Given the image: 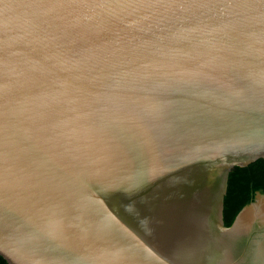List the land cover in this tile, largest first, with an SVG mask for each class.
Listing matches in <instances>:
<instances>
[{
  "label": "water",
  "instance_id": "1",
  "mask_svg": "<svg viewBox=\"0 0 264 264\" xmlns=\"http://www.w3.org/2000/svg\"><path fill=\"white\" fill-rule=\"evenodd\" d=\"M264 0H0L9 264H264Z\"/></svg>",
  "mask_w": 264,
  "mask_h": 264
},
{
  "label": "trees",
  "instance_id": "2",
  "mask_svg": "<svg viewBox=\"0 0 264 264\" xmlns=\"http://www.w3.org/2000/svg\"><path fill=\"white\" fill-rule=\"evenodd\" d=\"M264 192V158L246 167H235L228 176L227 190L223 199V223L229 226L238 211L250 203L256 192ZM0 264H9L0 255Z\"/></svg>",
  "mask_w": 264,
  "mask_h": 264
}]
</instances>
